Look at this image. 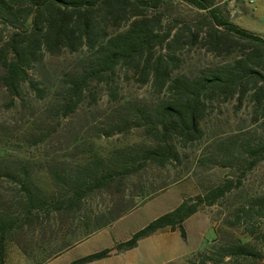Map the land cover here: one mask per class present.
<instances>
[{
  "label": "rangeland",
  "instance_id": "obj_1",
  "mask_svg": "<svg viewBox=\"0 0 264 264\" xmlns=\"http://www.w3.org/2000/svg\"><path fill=\"white\" fill-rule=\"evenodd\" d=\"M215 2L236 25L264 38V0ZM161 11L165 26L173 28L207 12L181 0H165ZM10 30L0 18V213L13 222L0 264H68L126 241L184 200L199 198L203 203L183 224L186 239L179 229L166 228L108 264H264V115L249 96L208 101L200 138L168 137L177 157L160 167L148 149L165 142L161 134H148L144 115L153 116L171 97L167 89H156L152 78L142 82L120 64L108 77L90 81L68 112L70 80L83 75L94 56L84 46L45 53L13 95L1 80ZM179 55L173 75L190 77L238 54L214 57L199 46ZM24 182L43 201L41 208L29 205ZM95 233L104 240L95 241ZM240 244L250 252L232 251Z\"/></svg>",
  "mask_w": 264,
  "mask_h": 264
},
{
  "label": "trees",
  "instance_id": "obj_2",
  "mask_svg": "<svg viewBox=\"0 0 264 264\" xmlns=\"http://www.w3.org/2000/svg\"><path fill=\"white\" fill-rule=\"evenodd\" d=\"M206 10L195 20H184L180 26L166 27L161 11L165 0H0V18L11 27L2 49L3 85L17 95L30 78V69L45 53L58 55L86 46L94 50L84 74L72 78L73 111L82 99L83 91L92 80H102L124 64L140 74L141 81L152 78L159 91L167 89L171 97L156 107L153 116L144 115L148 134H161L164 145L148 149V158L166 164L177 157V151L167 138L176 135L185 141L200 138V122L206 103L217 98L229 100L249 96L257 112L264 115V38L241 28L222 14L215 0H181ZM151 11V12H148ZM126 24L125 29L110 33L109 28ZM205 47L214 57L238 54L213 70L193 76H174L181 63L179 52L186 47ZM98 183L90 187L94 189ZM29 205L41 208L28 184H22ZM222 191L213 194L208 204L215 202ZM210 198V195L207 199ZM72 202L74 201L71 199ZM203 203L184 200L173 210L155 218L126 241L79 257L68 264H87L120 254L137 247L139 241L160 230H180L186 239L184 222ZM51 214V213H50ZM13 226L0 213V261L6 249V233ZM247 244L236 246L235 253L248 254ZM192 264V262H188Z\"/></svg>",
  "mask_w": 264,
  "mask_h": 264
},
{
  "label": "crops",
  "instance_id": "obj_3",
  "mask_svg": "<svg viewBox=\"0 0 264 264\" xmlns=\"http://www.w3.org/2000/svg\"><path fill=\"white\" fill-rule=\"evenodd\" d=\"M119 218V217H118ZM117 218V219H118ZM116 219V220H117ZM116 220H114V221H106L104 224H103V226L101 227L102 229L100 230L101 232L102 231H105V230H107L108 229V227L110 226V225H112V224H114L115 222H116ZM95 232H96V229H95ZM176 232V231H175ZM156 234V233H155ZM152 236H154V234L153 235H151V236H149V237H146V238H144V239H141L140 241H139V243H138V245H137V247H135V248H133V249H131V250H128V251H125V252H123V253H120V254H115V253H113L111 256H109V257H107V258H103V259H100V260H97V261H93L95 264H108V261H111V259L113 258V257H116V256H124V255H126L127 253H129V252H131V251H133L134 249H137L146 239H148V238H150V237H152ZM102 238V236L101 237H97V233H95V241H97V239H101ZM104 239L102 238L101 239V241H103ZM164 242H162V244H163ZM112 247V246H111ZM105 248H109L108 246L107 247H105ZM104 249V248H103ZM102 250V249H101ZM99 251V250H98ZM96 252V251H95ZM76 259V258H75ZM74 258H72V261L73 260H75ZM93 262H90V263H87V264H93ZM129 264H139L138 263V261H133V262H131V263H129Z\"/></svg>",
  "mask_w": 264,
  "mask_h": 264
},
{
  "label": "built area",
  "instance_id": "obj_4",
  "mask_svg": "<svg viewBox=\"0 0 264 264\" xmlns=\"http://www.w3.org/2000/svg\"><path fill=\"white\" fill-rule=\"evenodd\" d=\"M249 3H255L256 0H247Z\"/></svg>",
  "mask_w": 264,
  "mask_h": 264
}]
</instances>
